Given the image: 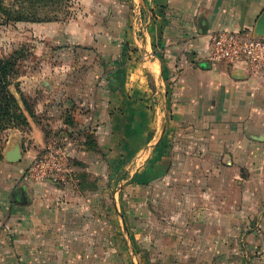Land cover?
I'll list each match as a JSON object with an SVG mask.
<instances>
[{
  "label": "crops",
  "instance_id": "crops-1",
  "mask_svg": "<svg viewBox=\"0 0 264 264\" xmlns=\"http://www.w3.org/2000/svg\"><path fill=\"white\" fill-rule=\"evenodd\" d=\"M93 4L41 30L71 44L77 65L49 69H71L51 93L80 106L68 123L81 140L57 180L38 163L55 119L39 103L10 129L0 264H264V74L209 59L212 32L256 33L264 0Z\"/></svg>",
  "mask_w": 264,
  "mask_h": 264
},
{
  "label": "rangeland",
  "instance_id": "rangeland-1",
  "mask_svg": "<svg viewBox=\"0 0 264 264\" xmlns=\"http://www.w3.org/2000/svg\"><path fill=\"white\" fill-rule=\"evenodd\" d=\"M0 4V56L5 58L13 56L16 61L10 74V89L17 96L24 113L27 114L28 111L23 98L27 100L35 116L38 104H41L38 118L41 116L55 119L51 137L57 142L58 140L63 142L65 139L71 141L68 165H72L77 159L74 152L72 153V148L76 147L81 137L75 134L78 132L77 126L74 127L69 123L80 106L76 104L72 94L63 93L62 89H59L55 96L51 93V81L56 82L65 78L71 74V69L69 72L61 71L52 75L49 69L59 66L60 69L69 66L73 68L77 63L73 53L68 52L71 44H55L50 37L45 38L41 30L49 22L69 23L90 17L97 8L94 7L93 0H66L57 5L31 3L24 0H0ZM89 10L91 11L88 12ZM45 69L48 70L44 71ZM32 79L39 81L40 84H31ZM64 123L67 124L66 127ZM12 128L14 127L10 125H0L1 157ZM119 171L116 170V174H120ZM116 187L119 188L118 182Z\"/></svg>",
  "mask_w": 264,
  "mask_h": 264
},
{
  "label": "built area",
  "instance_id": "built-area-1",
  "mask_svg": "<svg viewBox=\"0 0 264 264\" xmlns=\"http://www.w3.org/2000/svg\"><path fill=\"white\" fill-rule=\"evenodd\" d=\"M210 57L217 64L246 62L253 71L264 74V35L253 31L218 30L210 34ZM69 152L66 145H49L38 163L48 178L61 179L68 171Z\"/></svg>",
  "mask_w": 264,
  "mask_h": 264
},
{
  "label": "trees",
  "instance_id": "trees-1",
  "mask_svg": "<svg viewBox=\"0 0 264 264\" xmlns=\"http://www.w3.org/2000/svg\"><path fill=\"white\" fill-rule=\"evenodd\" d=\"M25 2H37L45 5H57L66 0H24ZM1 6V4H0ZM16 61L13 56H0V125L22 128L29 124L28 115L17 98L10 89V74ZM25 107L30 115L34 116V111L29 107L26 99L23 98ZM3 157V155H2ZM0 156V159L2 158Z\"/></svg>",
  "mask_w": 264,
  "mask_h": 264
},
{
  "label": "water",
  "instance_id": "water-1",
  "mask_svg": "<svg viewBox=\"0 0 264 264\" xmlns=\"http://www.w3.org/2000/svg\"><path fill=\"white\" fill-rule=\"evenodd\" d=\"M256 33L259 35H264V12L260 16L257 26ZM4 155L8 161L18 162L22 159V147L18 140L14 141L5 151Z\"/></svg>",
  "mask_w": 264,
  "mask_h": 264
}]
</instances>
